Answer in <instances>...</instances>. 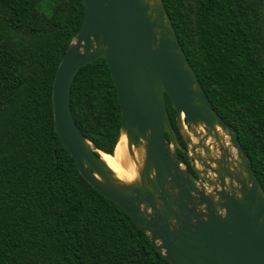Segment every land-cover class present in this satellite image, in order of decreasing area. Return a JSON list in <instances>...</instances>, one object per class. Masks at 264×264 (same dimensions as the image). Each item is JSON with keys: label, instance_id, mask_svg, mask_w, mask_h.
<instances>
[{"label": "trees", "instance_id": "obj_1", "mask_svg": "<svg viewBox=\"0 0 264 264\" xmlns=\"http://www.w3.org/2000/svg\"><path fill=\"white\" fill-rule=\"evenodd\" d=\"M44 1L0 0V264H171L82 177L54 130L53 80L84 5L52 0L44 13ZM162 1L205 96L235 130L264 192V0ZM70 110L94 148L114 155L120 106L103 58L78 70ZM166 111L184 147L167 97Z\"/></svg>", "mask_w": 264, "mask_h": 264}, {"label": "water", "instance_id": "obj_2", "mask_svg": "<svg viewBox=\"0 0 264 264\" xmlns=\"http://www.w3.org/2000/svg\"><path fill=\"white\" fill-rule=\"evenodd\" d=\"M82 2L80 28L52 85L54 130L79 173L171 264H264V192L235 130L205 96L163 1ZM100 58L115 85L119 137L124 133L130 161L142 150L131 182L114 176L101 157L106 153L85 138L70 110L75 75ZM166 97L184 147L169 122Z\"/></svg>", "mask_w": 264, "mask_h": 264}, {"label": "bare ground", "instance_id": "obj_3", "mask_svg": "<svg viewBox=\"0 0 264 264\" xmlns=\"http://www.w3.org/2000/svg\"><path fill=\"white\" fill-rule=\"evenodd\" d=\"M103 161L113 171L114 176L122 182L137 180V170L142 160V150H135V162H131L126 153L124 133L120 134L117 149L114 155L102 154Z\"/></svg>", "mask_w": 264, "mask_h": 264}, {"label": "rangeland", "instance_id": "obj_4", "mask_svg": "<svg viewBox=\"0 0 264 264\" xmlns=\"http://www.w3.org/2000/svg\"><path fill=\"white\" fill-rule=\"evenodd\" d=\"M52 5H53L52 0H51V1L46 0V1H44V2L42 3V8H41V10H42L44 13H46L47 11H48V13H49L50 10H48L47 8H48V6H52ZM43 6H44V7H43ZM183 133H184V134H188L189 132H188L187 129L184 128Z\"/></svg>", "mask_w": 264, "mask_h": 264}]
</instances>
